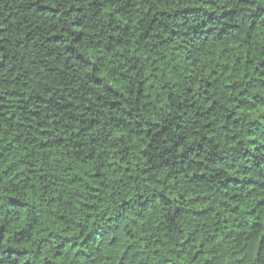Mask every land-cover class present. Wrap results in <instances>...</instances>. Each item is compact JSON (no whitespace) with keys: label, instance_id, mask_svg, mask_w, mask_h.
<instances>
[{"label":"trees","instance_id":"1","mask_svg":"<svg viewBox=\"0 0 264 264\" xmlns=\"http://www.w3.org/2000/svg\"><path fill=\"white\" fill-rule=\"evenodd\" d=\"M0 264H264V0H0Z\"/></svg>","mask_w":264,"mask_h":264}]
</instances>
